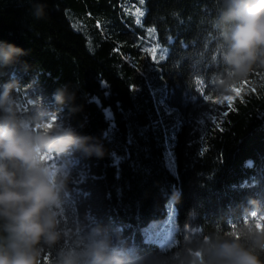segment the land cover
Listing matches in <instances>:
<instances>
[{
  "label": "trees",
  "instance_id": "trees-1",
  "mask_svg": "<svg viewBox=\"0 0 264 264\" xmlns=\"http://www.w3.org/2000/svg\"><path fill=\"white\" fill-rule=\"evenodd\" d=\"M135 1L0 0V45L23 53L0 62L17 117L103 152L43 155L63 184L39 264L93 243L123 264H205L209 239L264 217V68L223 93L219 0Z\"/></svg>",
  "mask_w": 264,
  "mask_h": 264
},
{
  "label": "clouds",
  "instance_id": "clouds-1",
  "mask_svg": "<svg viewBox=\"0 0 264 264\" xmlns=\"http://www.w3.org/2000/svg\"><path fill=\"white\" fill-rule=\"evenodd\" d=\"M214 21L223 45V62L228 80L221 81L222 92L249 77L258 66L264 68V0H219ZM36 18L44 15L37 5ZM13 45H0V62L8 63L22 55ZM11 83L0 91V264H39L42 246L54 245L60 233L53 209L59 206L62 179L43 159L45 153L65 154L84 148L103 155L100 148H87V138L77 136L71 127L58 124L39 128L17 117ZM62 101L64 92L57 93ZM260 213L253 211L251 215ZM242 237L209 239L203 253L205 264H264V229L245 225ZM123 264L109 257L100 243L90 245L83 254L69 252L62 264Z\"/></svg>",
  "mask_w": 264,
  "mask_h": 264
},
{
  "label": "snow or ice",
  "instance_id": "snow-or-ice-1",
  "mask_svg": "<svg viewBox=\"0 0 264 264\" xmlns=\"http://www.w3.org/2000/svg\"><path fill=\"white\" fill-rule=\"evenodd\" d=\"M141 3H143V0H141ZM141 15H142V13H141ZM247 83H248V81L244 80V81H241L240 85H237V84L232 85L231 92L239 93L241 91V87ZM226 99L231 100L232 97L228 96V97H226ZM256 226L258 228L264 229V217H261L259 219V222L256 223ZM236 235L238 236V234H236Z\"/></svg>",
  "mask_w": 264,
  "mask_h": 264
},
{
  "label": "rangeland",
  "instance_id": "rangeland-1",
  "mask_svg": "<svg viewBox=\"0 0 264 264\" xmlns=\"http://www.w3.org/2000/svg\"><path fill=\"white\" fill-rule=\"evenodd\" d=\"M133 4H134V6H135L137 9H139V8H140V5H141V0H139V1H135ZM134 12L136 13L137 11L134 10ZM141 13L143 14V12H141ZM141 13H140V16H142ZM138 19H139V18H138ZM168 214H169L171 217H173V216H174V209H173V208L169 209Z\"/></svg>",
  "mask_w": 264,
  "mask_h": 264
}]
</instances>
